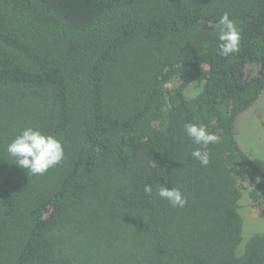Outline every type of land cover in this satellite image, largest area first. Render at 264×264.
Wrapping results in <instances>:
<instances>
[{
	"label": "trees",
	"instance_id": "obj_1",
	"mask_svg": "<svg viewBox=\"0 0 264 264\" xmlns=\"http://www.w3.org/2000/svg\"><path fill=\"white\" fill-rule=\"evenodd\" d=\"M263 94L264 0H0V264H264L240 212L264 217V170L235 136ZM189 122L219 137L207 166ZM26 127L63 145L43 175L7 153Z\"/></svg>",
	"mask_w": 264,
	"mask_h": 264
},
{
	"label": "clouds",
	"instance_id": "obj_2",
	"mask_svg": "<svg viewBox=\"0 0 264 264\" xmlns=\"http://www.w3.org/2000/svg\"><path fill=\"white\" fill-rule=\"evenodd\" d=\"M219 41V54L228 57L236 53L241 42V34L234 19L225 12L217 22ZM184 132L195 147L191 156L198 160L203 166L210 163L209 145L219 142V137L207 130V127L197 123H186ZM7 153L14 158L15 164L27 173L43 175L50 168L60 164L65 156L62 143L53 135H48L32 127H26L15 136L8 144ZM146 195L151 196L153 188L146 184L143 189ZM159 198L167 200L173 207H184L187 198L182 191L177 188H168L166 184L158 188Z\"/></svg>",
	"mask_w": 264,
	"mask_h": 264
},
{
	"label": "rangeland",
	"instance_id": "obj_3",
	"mask_svg": "<svg viewBox=\"0 0 264 264\" xmlns=\"http://www.w3.org/2000/svg\"><path fill=\"white\" fill-rule=\"evenodd\" d=\"M235 136L241 148L260 169L264 170V94L260 101L242 113L235 122ZM246 238L264 233V217L251 204L248 194L241 200Z\"/></svg>",
	"mask_w": 264,
	"mask_h": 264
},
{
	"label": "flooded vegetation",
	"instance_id": "obj_4",
	"mask_svg": "<svg viewBox=\"0 0 264 264\" xmlns=\"http://www.w3.org/2000/svg\"><path fill=\"white\" fill-rule=\"evenodd\" d=\"M260 99H261V98H260ZM260 99L257 101V103L260 101ZM257 103H256V104H257ZM256 104H255V105H256Z\"/></svg>",
	"mask_w": 264,
	"mask_h": 264
}]
</instances>
